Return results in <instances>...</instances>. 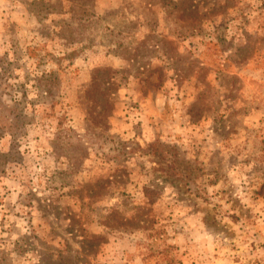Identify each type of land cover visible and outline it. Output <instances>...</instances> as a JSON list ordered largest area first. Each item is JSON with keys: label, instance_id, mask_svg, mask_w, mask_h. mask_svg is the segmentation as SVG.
Here are the masks:
<instances>
[{"label": "rangeland", "instance_id": "rangeland-1", "mask_svg": "<svg viewBox=\"0 0 264 264\" xmlns=\"http://www.w3.org/2000/svg\"><path fill=\"white\" fill-rule=\"evenodd\" d=\"M0 264H264V0H0Z\"/></svg>", "mask_w": 264, "mask_h": 264}, {"label": "trees", "instance_id": "trees-1", "mask_svg": "<svg viewBox=\"0 0 264 264\" xmlns=\"http://www.w3.org/2000/svg\"><path fill=\"white\" fill-rule=\"evenodd\" d=\"M148 150H150L151 157L154 155H158V165H160L161 171L166 173L165 180L172 179L175 181L179 179L184 181L189 178L192 180V175H194V168L191 165L190 161H186L182 158L180 150L177 147L164 146L161 143H154L148 146ZM195 179V178H194ZM145 196L149 199H153L155 192L150 188H145ZM153 202V200H151Z\"/></svg>", "mask_w": 264, "mask_h": 264}]
</instances>
